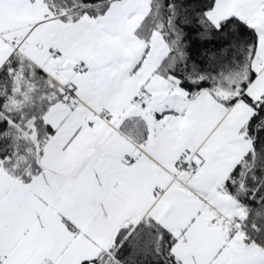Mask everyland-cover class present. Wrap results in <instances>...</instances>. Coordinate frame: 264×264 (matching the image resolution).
Segmentation results:
<instances>
[{
    "label": "snow or ice",
    "instance_id": "snow-or-ice-1",
    "mask_svg": "<svg viewBox=\"0 0 264 264\" xmlns=\"http://www.w3.org/2000/svg\"><path fill=\"white\" fill-rule=\"evenodd\" d=\"M0 264H264V0H0Z\"/></svg>",
    "mask_w": 264,
    "mask_h": 264
}]
</instances>
